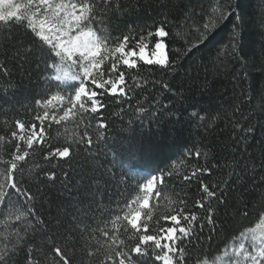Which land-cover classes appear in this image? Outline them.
Instances as JSON below:
<instances>
[{
    "label": "trees",
    "instance_id": "1",
    "mask_svg": "<svg viewBox=\"0 0 264 264\" xmlns=\"http://www.w3.org/2000/svg\"><path fill=\"white\" fill-rule=\"evenodd\" d=\"M119 2L129 6V10L114 16L110 25L95 27L105 35L118 36L130 28L143 30L145 25L167 17L170 35L166 38L165 55L169 61L174 60L175 69L161 71L158 65L137 62L139 71L129 70L120 86L128 96L100 92L103 94L99 98L105 104L101 109L103 121L109 125L106 130H98L96 121H92L90 127L83 123L78 125L75 121L79 117L70 116L60 124L50 118L36 119L44 113L36 101L50 98L65 86H57L50 78L52 73L44 72L42 64L38 68L31 61L25 63L23 58H14V45L25 42L27 36L23 30H16L18 26L10 34L0 26V137H3L0 160H11L17 144L21 151H28L25 161L18 162L17 176L23 186L38 193L32 203L34 211L44 221L39 227L32 222L25 232L20 231L25 227L23 222L6 223L7 217H0V248L5 236L11 234L14 239L19 232L29 246L35 249L39 245L49 255H54L50 248L55 244L67 248L73 264H100L102 256L97 250L106 240L103 231L115 234L111 224L114 216L109 213L122 216L124 202L137 192L138 184L151 175L160 177L162 173L165 182L158 184L161 196L157 199L153 193L150 207L159 206L163 210L171 200L173 209L183 208L185 213L203 218L206 213L197 203L202 198L207 203L209 198L202 192L201 181L217 191L222 201L212 205L216 210L215 228L212 225L202 231L197 228L196 238L190 243L185 241L190 250L189 264H196L202 255L214 256L218 254L217 249L223 251L231 246L241 231L254 226L257 213L264 209V180L260 178L258 167L260 141L264 140L260 132L264 126V0ZM214 6H221L225 11L235 6L237 11L199 43L197 29L203 30ZM185 9L194 14L189 16ZM236 17H243V21ZM234 25L239 27L234 28ZM155 39L145 41L149 49L154 47ZM192 42L198 43V50L183 55ZM233 44L237 45L235 52ZM62 94L68 96L71 92ZM92 115L86 113V120H92ZM17 121L24 124L22 130L26 131L36 125L39 138L32 149L12 136L13 132L21 134ZM248 124L254 125L257 131L244 146L239 126ZM86 127L94 141L90 152L86 150V140L84 144L78 143ZM97 131L105 133L106 142L96 141ZM64 146H69L73 153L70 162L49 156L56 147ZM197 152L201 154L199 157ZM253 165L257 166L255 170ZM245 166L248 170L242 171ZM7 167L0 163V170ZM203 168L209 172L184 179L185 175L191 177L193 171ZM105 170L113 179L107 185L101 184L104 195L96 198L97 207L88 208L91 200L84 197L83 191L75 196L63 194L66 175L72 178L68 183L76 184L82 174L95 173L99 177ZM49 172L57 177L55 183L48 180L46 173ZM216 185L220 187L215 188ZM182 200L184 204L180 203ZM20 203L23 204V199ZM237 206L246 209L249 215L245 217L242 211H237ZM82 209L86 210L84 214H81ZM78 214L79 219H75ZM155 219L156 215L153 221ZM153 221H149L150 232L156 227ZM160 225L169 226V222L160 220ZM120 231L121 238L126 239L122 228ZM89 252L95 255L89 256ZM36 256L43 259L39 252Z\"/></svg>",
    "mask_w": 264,
    "mask_h": 264
},
{
    "label": "snow or ice",
    "instance_id": "2",
    "mask_svg": "<svg viewBox=\"0 0 264 264\" xmlns=\"http://www.w3.org/2000/svg\"><path fill=\"white\" fill-rule=\"evenodd\" d=\"M129 6L123 5L119 0H24L17 3L16 0H0V26L10 31L18 26L16 30H23L27 36L25 42L14 45L16 57L23 58L24 62L35 63L37 67L42 64L44 72L52 73L51 79L57 83V86L64 85L57 94L51 95L48 99H38L37 105L45 109L42 116L38 115L36 119H49L50 113L47 110L52 106L51 120L57 124L67 121L70 116L79 117L75 121L78 125L83 123L88 127L92 121H96L98 130H106L109 125L103 121L101 109L105 106L104 101L99 97L103 93L95 89H103L109 96H116L118 86L125 82L126 73L129 70L137 69L139 61L145 65H158L161 71H172L175 69V62L169 61L165 55L166 38L170 35L167 29V17L159 22L154 21L152 25H145L143 30L130 28L127 33H121L118 36L105 35L104 31L96 28V25L111 23L114 16L119 13H126ZM189 16L194 13L188 12ZM237 11L235 6H230L229 11H225L221 6H214L212 16L209 21L203 24V30L200 32L198 42L203 43L207 39V34L217 28L221 23L228 20L229 16ZM218 13V15H217ZM241 22L243 17H236ZM239 25H234L238 28ZM155 37L154 50L149 55L146 52L148 44L145 43L149 38ZM233 39H237L236 31L233 32ZM237 45L233 44V52ZM198 50V43L192 42L183 55ZM111 61L106 68L102 66ZM105 72L116 73L115 79L109 77L104 79ZM136 80V77H133ZM91 86H94L91 87ZM139 87V84L136 85ZM164 87H168L167 84ZM71 92V95L65 96L62 93ZM131 91V90H129ZM119 96H128V92L121 87ZM56 101V104H53ZM66 101V104L63 103ZM62 108V114L57 115L58 109ZM91 113L92 120H86L85 114ZM97 116L100 117L97 120ZM203 119V117H201ZM16 126L23 129L22 122L17 121ZM239 126V125H238ZM32 135L25 138L23 135L12 136L18 140L25 141L27 148L32 149L35 137L36 125L32 126ZM88 127L78 143L84 144L87 141V151H91L94 141L88 132ZM242 128L244 146H247L249 137L257 131L252 124L239 126ZM43 127H41V141H43ZM264 135V126L260 128ZM3 137H0V141ZM107 140L103 131H97L96 141ZM261 158L259 169L260 178L264 180V140L260 141ZM15 153L11 160H0V163L7 164L8 167L0 170V217L6 216V223L23 222L25 231L31 227L34 222L38 227L42 226L44 221L40 219L38 213L34 211L35 205L32 203L38 193L31 192L30 188L22 185L17 176L18 162L25 161L29 155L28 151H21L20 145H15ZM201 154L196 153L199 157ZM51 157L64 159L66 163L73 158L69 146L56 147L49 153ZM48 158V157H45ZM239 165V162H237ZM256 165H253L255 170ZM245 166L242 171H247ZM96 171H99L98 169ZM101 173L99 177L93 173L92 176L82 174L76 184L68 183L72 178L66 175L63 183L64 193L69 196L79 195L81 191L85 198H90L91 203L88 208L97 207L98 196L104 195V189L101 184L107 185L113 177ZM201 172H209L207 168L197 169L192 172L191 177L184 176L185 180L192 177H198ZM48 180L55 183L57 177L54 173H46ZM170 175V174H169ZM236 179H240L237 174ZM165 182L164 174L160 177L151 175L145 178L137 186V192L124 202L123 215L112 213V228L115 234L110 235L108 231H103L106 238L103 244L99 245L98 252L102 256L100 264H189L190 250L186 247L185 241L189 243L195 237L197 228L201 231L207 225H216L215 209L213 203L222 202L217 191L208 184L201 181L202 192L207 196L208 202L203 198L197 203V206L203 209L206 215L203 218L194 213H185L183 208L173 209L172 201L169 200L163 210L159 206L150 207V200L159 199L161 196L159 185ZM216 185L215 188H219ZM226 191V189H224ZM142 193V194H141ZM23 199V204L20 203ZM100 205L103 204L101 200ZM184 204L185 201H180ZM117 208L120 204L117 203ZM124 209H127L124 211ZM99 210V209H98ZM147 210V211H146ZM86 210H81L84 214ZM237 211H242L247 217L248 211L237 206ZM174 212L168 215L167 213ZM156 215L155 221L153 217ZM29 217L32 220H29ZM146 217V219H144ZM75 219H79V214ZM160 220L169 222V226H161ZM204 222L201 223L200 221ZM149 221H153L156 227L153 232L149 231ZM182 221L184 223H182ZM126 222V223H125ZM121 228L126 239L121 238ZM131 229V231H129ZM42 231V227L40 228ZM110 241V242H108ZM132 241V243H128ZM36 252H39L43 259H38ZM49 255L37 245L34 249L29 246L28 241L19 232L15 233L13 239L11 234L3 238V248H0V264H73L67 248L53 244ZM218 254L211 253L198 258L196 264H264V209H261L254 221V226H248L236 238L231 246H226L223 251L217 249ZM89 256L95 255L93 252Z\"/></svg>",
    "mask_w": 264,
    "mask_h": 264
},
{
    "label": "rangeland",
    "instance_id": "3",
    "mask_svg": "<svg viewBox=\"0 0 264 264\" xmlns=\"http://www.w3.org/2000/svg\"><path fill=\"white\" fill-rule=\"evenodd\" d=\"M16 2L17 3H22V2H24V0H16ZM154 50V47L152 48V49H146V52L150 55L151 54V51H153ZM135 59H137V62H142V61H139L138 60V58H135ZM110 63H111V61H108V62H106V64L105 65H103L102 66V70H103V68H106V67H108L109 65H110ZM109 77H111L112 79H115V77L116 76H114V73H109V72H105V74H104V79H108ZM62 86H64V85H62ZM120 86L121 85H119L118 86V93H117V95L119 94V89H120ZM91 87H93L94 88V86H91ZM97 92H104V90L103 89H95ZM57 102L56 101H53V104H56ZM63 103H65L66 104V101L65 102H63ZM43 108V107H42ZM43 110L45 111V109L43 108ZM48 111H49V113H50V117H51V114H52V106L50 105L49 107H48V109H47ZM62 111H63V109L62 108H60V109H58V111H57V115H59V114H62ZM49 117V118H50ZM51 119V118H50ZM20 131H21V134L20 135H23L25 138H27L29 135H32V132H33V129H29L28 131H26V130H22V129H20ZM36 132V131H35ZM37 133V132H36ZM38 138H39V136H38V133H37V136L35 137V140H34V143L35 142H37V140H38ZM23 143H25V141H23V140H21ZM25 145H26V143H25ZM150 178V177H149ZM142 194V193H141ZM150 203V202H149Z\"/></svg>",
    "mask_w": 264,
    "mask_h": 264
}]
</instances>
